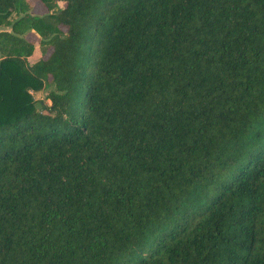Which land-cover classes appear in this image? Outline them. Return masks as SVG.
<instances>
[{"label": "trees", "instance_id": "trees-1", "mask_svg": "<svg viewBox=\"0 0 264 264\" xmlns=\"http://www.w3.org/2000/svg\"><path fill=\"white\" fill-rule=\"evenodd\" d=\"M38 4L0 0V264H264V0Z\"/></svg>", "mask_w": 264, "mask_h": 264}, {"label": "rangeland", "instance_id": "rangeland-1", "mask_svg": "<svg viewBox=\"0 0 264 264\" xmlns=\"http://www.w3.org/2000/svg\"><path fill=\"white\" fill-rule=\"evenodd\" d=\"M36 0H31L32 3H34ZM38 2V0H37ZM62 5V3H61ZM39 11V9L37 8V6H35V12ZM36 34V33H34ZM27 37L29 38L30 41H33L35 44V48L34 51L32 53V55H30L28 57L29 62H34L37 58H39L41 55H43L42 52V47L39 44V37L33 34H28ZM33 95L36 99L38 100H46V95H47V90H41V91H37V92H33Z\"/></svg>", "mask_w": 264, "mask_h": 264}, {"label": "crops", "instance_id": "crops-1", "mask_svg": "<svg viewBox=\"0 0 264 264\" xmlns=\"http://www.w3.org/2000/svg\"><path fill=\"white\" fill-rule=\"evenodd\" d=\"M31 3H32V2H31ZM32 4H33V6H37V8L39 9V11L44 12V8H43L42 4H38L37 0H36L34 3H32ZM2 30H10V28H9V27H1V26H0V31H2ZM29 34H30V35H31V34L36 35V34H34V32H30ZM27 38H28V37H27ZM28 39H29V38H28Z\"/></svg>", "mask_w": 264, "mask_h": 264}]
</instances>
